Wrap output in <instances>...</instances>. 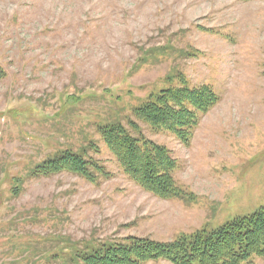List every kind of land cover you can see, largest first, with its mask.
<instances>
[{
  "label": "rangeland",
  "instance_id": "374dc122",
  "mask_svg": "<svg viewBox=\"0 0 264 264\" xmlns=\"http://www.w3.org/2000/svg\"><path fill=\"white\" fill-rule=\"evenodd\" d=\"M181 76L220 96L190 146L134 115ZM115 121L172 151L185 198L131 180L99 133ZM66 150L109 178L35 175ZM263 206L264 0H0V264H72L129 237L173 242Z\"/></svg>",
  "mask_w": 264,
  "mask_h": 264
},
{
  "label": "trees",
  "instance_id": "16d2710c",
  "mask_svg": "<svg viewBox=\"0 0 264 264\" xmlns=\"http://www.w3.org/2000/svg\"><path fill=\"white\" fill-rule=\"evenodd\" d=\"M253 1V0H240ZM220 102L210 85L191 86L181 76L178 87H169L134 109L135 117L157 132L174 134L190 146L201 118ZM134 135L119 121L99 127V133L120 167L141 189L164 200L183 199L186 192L174 174L179 164L167 147L148 139L140 127L130 122ZM92 143L87 151L98 153ZM86 151L66 150L44 161L36 176L61 172L80 175L96 183L108 179L100 161ZM264 258V206L255 213L237 218L220 228L173 242L129 237L123 242L86 247L71 257L72 264H144L167 260L173 264H247Z\"/></svg>",
  "mask_w": 264,
  "mask_h": 264
}]
</instances>
